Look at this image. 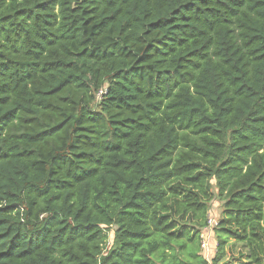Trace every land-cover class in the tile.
I'll return each mask as SVG.
<instances>
[{
    "label": "trees",
    "instance_id": "1",
    "mask_svg": "<svg viewBox=\"0 0 264 264\" xmlns=\"http://www.w3.org/2000/svg\"><path fill=\"white\" fill-rule=\"evenodd\" d=\"M230 240L264 264V0H0V264Z\"/></svg>",
    "mask_w": 264,
    "mask_h": 264
},
{
    "label": "rangeland",
    "instance_id": "2",
    "mask_svg": "<svg viewBox=\"0 0 264 264\" xmlns=\"http://www.w3.org/2000/svg\"><path fill=\"white\" fill-rule=\"evenodd\" d=\"M212 208H213L212 210H216V214L217 212L220 213L222 210L221 203L216 200V203L213 204ZM216 214L214 213L215 216ZM112 237L113 236L111 235L109 238V245L112 243ZM215 243L217 245L216 237H215ZM216 247L214 251L211 252L210 254L204 253L203 251H202V254L208 260H212L215 257L216 252H217ZM242 253H243V256H241ZM248 263H249V260L247 258V250L244 248V246H242L241 244H239V242H236L235 240H230L226 246V253L219 264H248Z\"/></svg>",
    "mask_w": 264,
    "mask_h": 264
},
{
    "label": "built area",
    "instance_id": "3",
    "mask_svg": "<svg viewBox=\"0 0 264 264\" xmlns=\"http://www.w3.org/2000/svg\"><path fill=\"white\" fill-rule=\"evenodd\" d=\"M219 222L218 218L213 214L209 213L208 215V225L202 230L201 238H202V251L204 253L210 254L214 248L217 246L212 244L213 237H214V230L218 227Z\"/></svg>",
    "mask_w": 264,
    "mask_h": 264
}]
</instances>
